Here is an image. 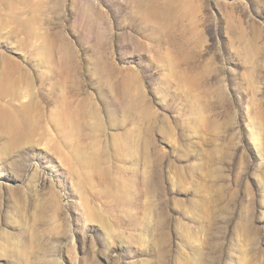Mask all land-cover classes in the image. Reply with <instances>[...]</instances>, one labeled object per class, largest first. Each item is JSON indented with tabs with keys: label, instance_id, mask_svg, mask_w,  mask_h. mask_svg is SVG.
I'll return each instance as SVG.
<instances>
[{
	"label": "rangeland",
	"instance_id": "obj_1",
	"mask_svg": "<svg viewBox=\"0 0 264 264\" xmlns=\"http://www.w3.org/2000/svg\"><path fill=\"white\" fill-rule=\"evenodd\" d=\"M0 264H264V0H0Z\"/></svg>",
	"mask_w": 264,
	"mask_h": 264
}]
</instances>
